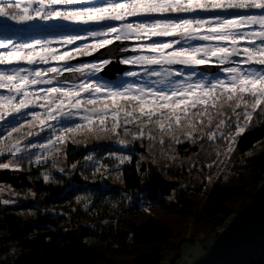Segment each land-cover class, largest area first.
<instances>
[{
    "label": "snow or ice",
    "instance_id": "6c2138e0",
    "mask_svg": "<svg viewBox=\"0 0 264 264\" xmlns=\"http://www.w3.org/2000/svg\"><path fill=\"white\" fill-rule=\"evenodd\" d=\"M0 18V169L41 165L78 135L209 144L220 167L264 120V0H0ZM5 21L58 34L21 42ZM114 63L140 71L112 85L101 74Z\"/></svg>",
    "mask_w": 264,
    "mask_h": 264
},
{
    "label": "trees",
    "instance_id": "16d2710c",
    "mask_svg": "<svg viewBox=\"0 0 264 264\" xmlns=\"http://www.w3.org/2000/svg\"><path fill=\"white\" fill-rule=\"evenodd\" d=\"M19 30L6 34L18 41L58 34ZM121 138L127 147L115 138L78 135L79 143L68 142L41 165L0 169V264H174L183 242L220 237L264 180V120L256 116L220 167L209 144L169 148L168 137L163 146ZM259 144L263 149L249 154ZM121 155L130 162L120 164Z\"/></svg>",
    "mask_w": 264,
    "mask_h": 264
},
{
    "label": "crops",
    "instance_id": "0c3cea01",
    "mask_svg": "<svg viewBox=\"0 0 264 264\" xmlns=\"http://www.w3.org/2000/svg\"><path fill=\"white\" fill-rule=\"evenodd\" d=\"M233 230L235 234L230 236ZM191 244L194 249L185 250L186 253L193 252L188 258L191 264H233L264 259V180L252 202L232 217L228 227L221 229L220 237H208L200 246ZM216 253L222 254L215 257L213 254ZM174 264L182 263L177 259Z\"/></svg>",
    "mask_w": 264,
    "mask_h": 264
},
{
    "label": "rangeland",
    "instance_id": "374dc122",
    "mask_svg": "<svg viewBox=\"0 0 264 264\" xmlns=\"http://www.w3.org/2000/svg\"><path fill=\"white\" fill-rule=\"evenodd\" d=\"M0 20H3V18H0ZM5 23H7L9 26H10V28L7 30V32L9 31V30H13V31H16L17 29H20L19 31H21V32H23V31H25L26 33H30L31 31H35V33H39L40 32V30H36V29H31V28H29L28 26H26V25H20V24H16L15 22H13V21H5ZM69 27H75V26H69ZM6 32V33H7ZM16 37V36H15ZM14 37V38H15ZM38 38H43V37H40V36H36L34 39H38ZM16 39V38H15ZM27 40H25V41H28V40H32V39H30L28 36H27V38H26ZM20 41V40H19ZM21 42H23V40H21ZM134 46V44H131V45H129L128 47L129 48H132ZM96 60H98V59H96ZM96 60H94V61H90V62H95ZM90 62H87V63H90ZM3 66H0V68H2ZM129 70H134V71H140V69L138 68V67H132V68H130ZM129 70H127V71H129ZM126 71V72H127ZM214 75H217V76H222L223 75V73H221L220 71H218L217 73H215ZM128 80H129V78L128 77H126V76H124L123 74H121V75H118L113 81H108V80H103V81H107V82H109V83H111L112 85H120L121 83H126V82H128ZM0 94H6L5 92H4V90H0ZM73 122H78V121H73ZM44 135H46L45 133H41V136H44ZM35 139H37V140H39V137H36ZM263 149V146L262 145H257V146H255L252 150H250L249 151V154H256V153H258L259 151H261ZM37 154H39V153H37ZM210 185V181L208 180V182H207V186H209ZM229 223V222H228ZM228 223L225 225V227H228ZM225 227H223L222 229H225ZM196 243V245H199L200 246V243H202V242H195ZM194 247L195 246H192V244L191 243H189V242H183L182 243V245H181V257L179 258V260L181 261V263L182 264H185V263H187V264H191V263H188L189 261H188V258L190 259L192 256H191V254L193 253V252H191V251H188L187 253L185 252V250L186 249H188V248H190L191 250H193L194 249ZM209 253H212V252H209ZM221 254L222 253H220V254H213L215 257H219V256H221ZM193 257H195V255H193ZM166 260V259H165ZM164 260V261H165ZM163 261V262H164ZM169 263V262H168ZM164 264V263H163ZM194 264H196V263H194Z\"/></svg>",
    "mask_w": 264,
    "mask_h": 264
},
{
    "label": "water",
    "instance_id": "95a60500",
    "mask_svg": "<svg viewBox=\"0 0 264 264\" xmlns=\"http://www.w3.org/2000/svg\"><path fill=\"white\" fill-rule=\"evenodd\" d=\"M131 44H133V42H128V46L131 45ZM113 47H115V45H113ZM101 52L104 53V56L105 57H107L108 55H110V53L107 51V49H103V50H101ZM128 54H130V53H126L125 55H128ZM99 58H100V52H97V53L94 54V56H91V57H83V58H81V60L83 62H85V61L96 60V59H99ZM79 62H81V61L80 60H77V61H73L72 63H79ZM128 68H129V66L122 65V64H119V63H114V64L109 65L104 70V73L101 74V76L102 77H105V78H107L109 80H113L118 74H122ZM217 71L218 70L215 67H212V68H209L207 70V73H215ZM0 228H1V225H0Z\"/></svg>",
    "mask_w": 264,
    "mask_h": 264
},
{
    "label": "built area",
    "instance_id": "2783aa9c",
    "mask_svg": "<svg viewBox=\"0 0 264 264\" xmlns=\"http://www.w3.org/2000/svg\"><path fill=\"white\" fill-rule=\"evenodd\" d=\"M234 234V232H231V235H233Z\"/></svg>",
    "mask_w": 264,
    "mask_h": 264
}]
</instances>
